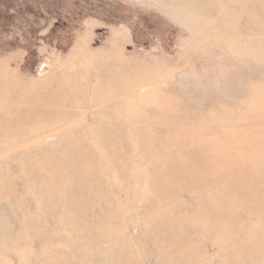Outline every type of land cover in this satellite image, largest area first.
<instances>
[{
  "label": "rangeland",
  "instance_id": "obj_1",
  "mask_svg": "<svg viewBox=\"0 0 264 264\" xmlns=\"http://www.w3.org/2000/svg\"><path fill=\"white\" fill-rule=\"evenodd\" d=\"M263 11L0 0V264H264Z\"/></svg>",
  "mask_w": 264,
  "mask_h": 264
},
{
  "label": "bare ground",
  "instance_id": "obj_2",
  "mask_svg": "<svg viewBox=\"0 0 264 264\" xmlns=\"http://www.w3.org/2000/svg\"><path fill=\"white\" fill-rule=\"evenodd\" d=\"M263 3V2H262ZM264 12V11H263ZM256 13V12H255ZM262 16V15H261ZM264 17V16H263ZM256 23V22H255ZM217 24V23H216ZM222 30V29H221ZM220 36V35H219ZM223 46V45H222ZM223 49V48H222ZM226 52V51H225ZM136 66V65H135ZM233 78V77H232ZM235 81V80H234ZM242 100V99H241ZM204 170V169H203ZM183 171V170H182ZM217 210V209H216ZM221 211V210H220ZM221 213V212H220ZM228 215V214H227Z\"/></svg>",
  "mask_w": 264,
  "mask_h": 264
}]
</instances>
